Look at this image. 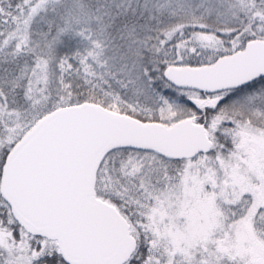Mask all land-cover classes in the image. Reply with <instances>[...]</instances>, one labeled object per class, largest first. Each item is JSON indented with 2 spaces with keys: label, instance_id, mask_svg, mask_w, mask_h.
I'll return each instance as SVG.
<instances>
[{
  "label": "snow or ice",
  "instance_id": "1",
  "mask_svg": "<svg viewBox=\"0 0 264 264\" xmlns=\"http://www.w3.org/2000/svg\"><path fill=\"white\" fill-rule=\"evenodd\" d=\"M0 264H264V0H0Z\"/></svg>",
  "mask_w": 264,
  "mask_h": 264
}]
</instances>
